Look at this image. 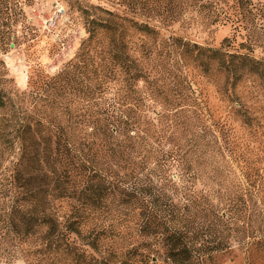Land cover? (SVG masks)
Segmentation results:
<instances>
[{"label":"trees","instance_id":"trees-1","mask_svg":"<svg viewBox=\"0 0 264 264\" xmlns=\"http://www.w3.org/2000/svg\"><path fill=\"white\" fill-rule=\"evenodd\" d=\"M74 3L87 36L61 73L15 97L0 79V264H145L161 247L172 264H217L243 238L241 227L251 235L247 259L264 264V122L251 111L264 105V2L182 0L212 25L233 27L220 48L162 39L135 17ZM138 34L155 41L140 47L143 62ZM188 62L216 82L225 120L182 94L177 67ZM69 89L74 113L65 123L36 112ZM230 118L260 139L240 141ZM208 151L227 152L245 180L227 198L216 192L220 206L196 187L206 186Z\"/></svg>","mask_w":264,"mask_h":264},{"label":"rangeland","instance_id":"rangeland-1","mask_svg":"<svg viewBox=\"0 0 264 264\" xmlns=\"http://www.w3.org/2000/svg\"><path fill=\"white\" fill-rule=\"evenodd\" d=\"M259 1L264 2V0ZM74 2L75 0L72 2L71 0H0V79L1 85L13 97L25 93L30 94L31 91H41L43 84L51 77L58 76L74 58L82 40L87 36L84 27L85 18H83L82 12L76 8L77 5L73 7ZM193 2L194 0H189V4ZM91 3L117 10L125 17H135L136 20L156 26L162 39L175 36L191 44L220 48L225 38H234V30L230 24L212 25L204 20L205 12H197L198 8L193 7L192 9L184 8L182 0H147V2H140L134 7L131 0H91ZM155 7H158L159 10H154ZM214 12L212 11V13ZM217 12L221 13V11ZM181 13H191L195 20L184 21L181 18ZM255 28H257L256 25H253L251 31H254ZM135 40L138 41L136 55L143 62L146 58L140 47L144 43L152 44L155 41L145 39L140 34L135 37ZM197 66V62H188L186 67L179 63L178 73L183 72L182 94L193 98L197 97L202 106L207 108V112L214 115L216 120H225L226 115L229 114L227 101L218 93L214 79L205 77ZM172 81L171 77L168 82ZM140 85L143 84L140 83ZM68 92L65 95L56 94L50 102L38 104L36 112L43 117L48 114L55 116L58 113L62 115L61 120L65 123L69 118V113L71 115L74 113L73 90L69 89ZM175 92L179 91L167 89L170 96H173ZM241 94L246 97V101H249L247 92L242 91ZM25 101L26 109L31 111L35 108V103H32L31 100L26 98ZM251 105L254 106L247 102V107ZM251 111H259L263 117L261 121L264 122V105L257 104ZM229 120L240 141H253L258 138L238 119L230 118ZM252 146L251 144V149ZM259 154L263 159L264 155L261 152ZM202 157L205 162L204 171L209 175L203 179L206 186L200 181L198 182L197 191L210 192L212 195L209 197L214 203L220 206V199H223V197L217 198V191L223 190L226 194L224 198H227L228 193H233L232 184L241 188L245 187L243 172L227 152L220 155L208 151ZM222 172L224 175H221ZM177 182L181 184L183 180H177ZM256 226L259 228V225ZM241 228L243 238L241 236L237 243H232L231 247L226 249L227 252L225 251L218 258L217 264L255 263L247 259V255H245L247 243L250 241L248 236L251 235L243 231L244 227ZM161 248L159 254L152 257L156 258L155 262L150 260L145 264H172L166 261L165 256L162 255L164 250ZM14 263L24 264L21 258Z\"/></svg>","mask_w":264,"mask_h":264}]
</instances>
